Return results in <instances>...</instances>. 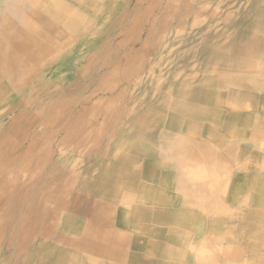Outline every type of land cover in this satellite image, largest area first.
Returning a JSON list of instances; mask_svg holds the SVG:
<instances>
[{
  "label": "crops",
  "instance_id": "obj_1",
  "mask_svg": "<svg viewBox=\"0 0 264 264\" xmlns=\"http://www.w3.org/2000/svg\"><path fill=\"white\" fill-rule=\"evenodd\" d=\"M3 6L0 37L17 29L29 32ZM259 34V54L234 58L231 65L243 69L231 68L217 78L210 119L198 121L193 132L168 122L160 134V125L147 127L142 138L132 131L126 158L109 161L113 171L79 174L84 184L79 193L100 199L96 212L102 208L107 214L96 225L115 241L110 254L92 251L80 259L96 264H264V33ZM62 51L54 50L43 68L29 75L16 69L10 77L0 71L1 81H19L10 96L22 92L26 76L40 83L50 72L57 81ZM71 165L66 167L75 173ZM112 182L117 183L113 188ZM101 184L108 191H101ZM82 221L59 220L56 238L79 232ZM64 261L57 253L51 257L52 264Z\"/></svg>",
  "mask_w": 264,
  "mask_h": 264
},
{
  "label": "bare ground",
  "instance_id": "obj_2",
  "mask_svg": "<svg viewBox=\"0 0 264 264\" xmlns=\"http://www.w3.org/2000/svg\"><path fill=\"white\" fill-rule=\"evenodd\" d=\"M98 1L99 0H3V4L0 2L1 7L2 5H5L3 8H8L10 13L15 16L14 20H17V22L19 21V24L24 23V26L29 31L26 32L17 29L15 33L3 34L0 37V50L3 47H8L12 50V53L10 52L8 55L0 53V71H5V73L8 72L10 77L16 75V69H18L23 75H29L35 68H43L44 61L51 58L54 50L61 51L64 50L68 44H72V41L70 40L73 35L77 39L88 35L86 40L89 42L88 46L90 47L91 43L93 44V39L90 35H94L99 27L97 24H100L97 16L112 13L111 15L114 16V20L111 28L117 25L120 27L124 24L122 22L127 20V18L123 16L124 14L122 11L127 13L131 11L129 10V7L134 0H121L122 11H119L117 14L112 12L110 5H98ZM215 1L216 0L135 1L132 9V11L135 9L134 14L140 13L145 16H150L155 10L162 8L160 16L157 19V26L153 27L154 29H157L158 25H164L167 29H170L173 26L174 22L166 18L167 14H183L185 15V18L182 20L181 25L175 34L176 44H179L178 46L181 49L176 51L174 55L172 53L169 54L163 62L161 60L159 65L150 62L146 71L142 72L143 74L147 73L148 75L152 71H160L162 73L160 79L163 78L162 76L168 77L170 78L171 83L167 84L165 79H159L160 81L155 79L157 82L156 94L152 95L149 92L150 90L145 91V100L147 103L143 105L141 109V116L131 121L130 125L142 127L149 122L155 121L161 117L163 119V116H166V118H168L167 122L170 125H177L179 123V126L182 128L184 127L186 130L193 132L198 121H206L205 119H210L209 107L212 99L211 91L213 90L214 83H211V81L206 83L208 78L204 79V82L198 81L195 83H188L182 80V77L188 75L198 76L199 78L210 76V79L211 77L224 73L231 68L241 71L243 69L241 66L231 65L234 58H250L259 54L261 47V36L259 32L264 33V0ZM145 2H147V5H145ZM88 9H94L96 20H93L95 18H92L91 15L88 14ZM261 12L263 17H261ZM130 14L132 13L130 12ZM231 15L235 16L236 20L233 24L230 23L229 16ZM135 23H138L137 18L133 24ZM11 25L14 27L13 20H9L8 22V26ZM128 26L125 27L126 30L129 29ZM62 39H64V42L61 41ZM149 43V47L153 46L152 40H149ZM192 45L193 48L190 47ZM206 60H208L207 66L202 63ZM177 62L182 64L184 69L182 71L177 70L173 72L169 69V65L172 64L175 66ZM90 67L95 70L91 63L88 65V68ZM111 76L113 79L115 76L114 71ZM33 78L35 79V77ZM31 79V77L26 76L23 84H26V86L29 85L28 88H30L31 92L34 91L39 94H37V98L29 103V107L24 109L22 108L24 103L15 102L16 99L12 101L15 96H10V92L13 91L15 85L19 84V81L10 82L0 80V121L4 115V111L8 110L9 107L15 106L18 110L20 109V115L16 117L15 122L13 123L15 126L13 129L14 131H10L11 128L0 131V153L4 158V167L16 166L20 161L22 154L26 153L30 155L37 148L40 147L42 149L41 153L37 155L33 161L26 162L21 166L15 176L4 173L0 174V204L13 191H18L27 184L36 182L35 175L31 177V175L34 174L31 172L33 167H41L44 169L48 166V163L53 156H64V152L56 153L60 150L59 148L57 149V147H59L57 140L55 141V145H52L53 132L55 131L57 124L61 121L63 114L67 113V111L71 109V106L64 104L49 111L55 105L54 102H48L43 106L42 112L45 116L43 120H45L51 128L47 130L41 139L29 137L30 124L37 121L36 117L31 114L29 108L37 105L40 98L42 101L45 99L51 100L52 93L50 92V89L53 87L51 84L49 86L43 85L39 82L34 83ZM66 84L67 83H64L61 90H59L61 95L63 94L64 96L69 95L71 90H73L72 88H67ZM78 84L77 81L74 85L76 86L75 89L83 88ZM137 88L138 84L133 83L132 86H129L128 92L137 90ZM106 90L109 89L106 87L102 88V91ZM165 90L167 91L163 92ZM24 92L26 93L27 90ZM129 95H126L125 98L120 101V104H122L121 106L129 103ZM165 104H169L168 106L171 109L168 114L161 111V106ZM132 109L138 110L139 107L135 105ZM115 121L117 122L116 116H112L106 121V124L109 126ZM74 122L72 121L69 123L73 124ZM164 125L163 122H160L159 127L161 129L158 130L159 134L164 130H162ZM10 133L16 137V140L12 141L10 139ZM69 138L72 141L80 143L86 140L85 134L78 137L71 135ZM26 139H30L31 143L27 148H24V150H19L18 148ZM41 156H43V158H41ZM109 161H111V159H108L105 161V164H102V167L104 166V168L101 167L102 171L101 168L99 169L103 176L107 175L108 171H113L112 167H109ZM57 179L59 178H53V180ZM78 179H80V177ZM72 183L75 184V181L73 182L72 179L62 180V184L65 186H71ZM111 184V188L117 185V183L115 184L114 182ZM76 186H78L77 183ZM101 186V191L107 190V187L105 188L102 184ZM94 189H96V186L92 187L91 190H89V193ZM23 197H17V203L22 201ZM81 197V204L83 205L79 209L65 206V200L57 197L54 199L52 195L46 196L43 199V203L40 205L41 208L39 207V214L42 215L44 213V217H48L46 219H49L45 224L44 231L49 238L50 251L42 259L33 262L32 264H52L51 257L56 253L62 255L65 264H96V262H85L79 257L80 255H87V253L90 255L92 254V251L101 256H106L105 254L111 253V249H113L112 244L115 243V241L113 242L109 233L101 232L97 226L98 224L96 225L98 219L100 221H105L107 217L106 212L104 210L101 211L102 208L98 213L96 212V208L102 206L100 199H92V197L89 196L83 197L82 194ZM2 210L4 211V209ZM35 213H38L36 207ZM78 218L83 221L80 226L81 229H78L79 232L71 234V236L76 237H71L69 233V236L64 234V236L58 239L56 238L59 220L68 219L73 221ZM75 234L80 235L77 236ZM0 239L1 242L2 238L0 237ZM56 241L60 243L57 244ZM68 256L70 257L68 258ZM110 258L112 259L113 257Z\"/></svg>",
  "mask_w": 264,
  "mask_h": 264
},
{
  "label": "rangeland",
  "instance_id": "obj_3",
  "mask_svg": "<svg viewBox=\"0 0 264 264\" xmlns=\"http://www.w3.org/2000/svg\"><path fill=\"white\" fill-rule=\"evenodd\" d=\"M135 1L129 7L131 11L127 13L122 11L121 0H99L98 5H110V9L115 14L122 11L123 16L127 18V20L122 22L124 24L120 27L117 25L111 28L114 20L112 13L98 15V21H100V24H97L99 26L98 30L95 31L94 35H90L93 39V44L91 43L90 47L88 46L89 42L86 40L88 35L79 39L73 35L70 40L72 44H68L61 52L58 63V82L53 80L56 76L51 75L49 72L42 75L40 83L49 86L50 84L53 85L50 89V92L53 93L51 100L45 99L43 100L44 103L40 98L37 105L29 108L31 114L37 119L35 123L30 124L29 137L41 139L47 130L51 128L43 120L45 116L42 112L43 106L48 102H54L55 105L49 111L60 105H70L71 109L63 114L61 121L55 127L52 140L53 146L56 140L59 143L57 149L59 148L60 150L56 153L64 152V156H53L48 166L44 169L33 167L31 172L34 174L31 177L35 175L36 182L27 184L18 191H13L1 202L0 237L2 241L0 242V264H32L42 259L50 251L49 238L44 231L45 224L49 219L44 217V213L42 215L39 214L43 199L52 195L54 199L57 197L65 200V206L81 208L83 204H81L82 197L79 191L84 184L79 181V174L96 175L97 171H100L99 166L105 164V162L103 163L104 160L125 159L126 156L123 154L128 152L130 148V132H138L139 130L138 136L142 138L146 136L147 127H156L160 125V122H167L168 118L163 116V119L162 117L158 118L142 127L130 125L131 121L141 116V109L147 103L145 91L150 90L149 92L155 95L157 90L155 79L159 80L162 75L160 71H152L148 75L142 72L146 71L150 62L159 65L161 60L163 62L169 54L172 53L174 55L176 51L181 49L178 46L179 44H176L175 34L185 15L178 13L167 14L166 18L174 22L173 26L167 29L164 25H158V28L154 29L153 27L157 26V19L162 8L155 10L150 16L140 13L134 14L135 9L133 11L132 9ZM215 2L218 1L216 0ZM145 5H147V2H145ZM88 11V14L95 18L94 9H88ZM136 18L138 23L133 24ZM229 18L231 24L236 21L233 15L229 16ZM93 20H96V18ZM126 26L129 27L128 30L125 29ZM63 40L61 41L64 42ZM149 40L153 42L151 47H149ZM190 47L193 48V45ZM66 63L68 64L67 67L66 65L61 66ZM90 63L95 70L91 69V67L88 68ZM202 63L207 66L208 60ZM169 69L173 72L182 71L184 66L177 62L175 66L169 65ZM113 71L115 76L112 79ZM219 75H222V73ZM219 75L210 79V76L199 78L198 76L188 75L182 77V80L188 83H195L198 81L204 82V79L208 78L206 83L211 81L215 87V82ZM162 77L161 79H165L167 84L171 83L170 78ZM77 81L78 85L83 88L75 89L76 86L74 85ZM64 83H67V88L73 89L67 96L61 95V92H59ZM133 83L138 84V88L132 92L129 91V93V86H132ZM28 86L23 87V89L27 90L26 93L23 92L25 90H21L22 92L19 93L15 92L16 94L12 93L15 94L12 101L16 99L15 102L24 103L23 109L29 107V103L37 98V94H39L34 91L31 92ZM103 87L109 90L102 91ZM126 95L130 96L129 103L121 106L120 101ZM135 105L139 107L138 110L132 109ZM168 105L161 106V111L165 114L171 111ZM19 115L20 109L18 110L15 106H11L4 111L0 121V131L8 128H11L10 131H14L15 126L13 123ZM112 116H116L117 122L115 121L107 126L106 121ZM72 121L75 122L70 124L69 122ZM82 134L86 136V140L82 143L72 141L69 138L71 135L78 137ZM10 139L14 141L16 137L10 133ZM86 141L87 143L85 144ZM30 143L31 140L26 139L18 149L24 150ZM41 150L39 147L30 155L22 154L18 164L9 167H4V158L0 153V174L15 176L21 166L26 162L33 161L41 153ZM72 159L73 161H71ZM69 164H73L71 166L75 173L72 171L70 173V170L67 169L66 166ZM54 177L59 179L53 180ZM65 179H72L75 184L72 183L71 186H65L62 184V180ZM76 183L78 186H76ZM19 196L24 197L22 201L17 203L16 199ZM87 196L83 195V197ZM88 200L92 202L90 199ZM35 207L38 213H35ZM31 254L38 255L36 258L25 259L27 255Z\"/></svg>",
  "mask_w": 264,
  "mask_h": 264
}]
</instances>
